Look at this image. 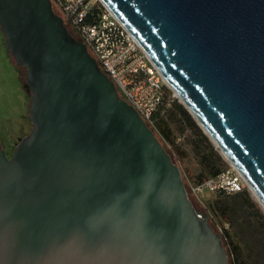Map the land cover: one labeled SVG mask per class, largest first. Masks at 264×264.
Instances as JSON below:
<instances>
[{
	"label": "water",
	"instance_id": "obj_1",
	"mask_svg": "<svg viewBox=\"0 0 264 264\" xmlns=\"http://www.w3.org/2000/svg\"><path fill=\"white\" fill-rule=\"evenodd\" d=\"M264 208V0H103ZM31 130L0 139V264H229L181 166L52 0H0Z\"/></svg>",
	"mask_w": 264,
	"mask_h": 264
},
{
	"label": "rangeland",
	"instance_id": "obj_2",
	"mask_svg": "<svg viewBox=\"0 0 264 264\" xmlns=\"http://www.w3.org/2000/svg\"><path fill=\"white\" fill-rule=\"evenodd\" d=\"M55 6L57 11L62 16H65L62 9L56 4ZM25 83L26 69L23 67L18 68L16 65L5 42L4 34L0 29V139L9 156L13 154L20 138L25 136L32 128V122L28 116L31 94L28 92ZM170 94L172 98L183 103L173 90H171ZM159 111L171 127L175 136V143L186 152V156L180 161L178 160V163L182 168L185 185L195 206L200 207L204 211L207 210L214 219L212 225L219 233H221L223 226L228 229L231 239L238 246L239 259H236L238 264L239 261L241 264H264V230L258 226L246 206L242 207L233 204L235 201H240V198H233V192L220 194L207 188L205 189L204 197L201 199L192 189L201 174L210 176L208 169L202 164L199 157L198 144H204L200 136L183 121L181 115L174 109L173 102H166ZM210 140L222 154L227 167L231 166V161L211 138ZM166 145L171 148L168 143ZM245 186L249 188L252 196L257 199L246 181ZM219 204L234 205L233 222L231 224L224 221V217L218 207ZM223 240L227 249H230L229 264H235L231 247L227 239L223 238Z\"/></svg>",
	"mask_w": 264,
	"mask_h": 264
},
{
	"label": "built area",
	"instance_id": "obj_3",
	"mask_svg": "<svg viewBox=\"0 0 264 264\" xmlns=\"http://www.w3.org/2000/svg\"><path fill=\"white\" fill-rule=\"evenodd\" d=\"M52 2L62 9L66 16L63 17L82 37L101 68L115 82L119 93L134 105L155 133L158 132L155 114L163 105L168 90L173 89L134 34L103 0ZM245 181L232 164L218 175L195 183L192 189L202 199L207 188L212 192H236L245 187Z\"/></svg>",
	"mask_w": 264,
	"mask_h": 264
},
{
	"label": "trees",
	"instance_id": "obj_4",
	"mask_svg": "<svg viewBox=\"0 0 264 264\" xmlns=\"http://www.w3.org/2000/svg\"><path fill=\"white\" fill-rule=\"evenodd\" d=\"M66 24L68 25L69 30L76 37L82 39V37L79 35V33L75 30V28L72 26V24L69 21H67ZM19 67L21 68V66H18V68ZM170 92H171V89L168 90L167 96L164 100L163 105L166 102H170V101L173 102L174 109L181 115L183 121H185V123L189 125L191 129L200 136L202 143H204V144H200V143L198 144V147H199L198 153H199L200 160L202 164L208 169L210 176L218 175L225 168H227V164L225 160L223 159L222 154H220V152L215 148L209 136L204 132L203 128L199 125V123L197 122L195 117L192 115V113L188 110V108H186V106L183 103L177 101L175 98H172ZM155 121H156L157 129H158V132H156L157 136L159 137L161 142L164 144V146L167 148V150L171 153L174 160L178 163V160L180 161V159H183L186 156V152L183 151L180 148V146L175 143L174 133L171 127L169 126L168 122L161 116L160 111H157V113L155 114ZM166 143H168L171 146V148H168ZM210 176H208L207 174L206 175L201 174L199 176L197 183L204 181ZM218 193L225 194L227 193V191L220 190L218 191ZM233 193H234L232 195L233 198L235 199L240 198V201H235V203L233 204L237 206L240 205L242 207L246 206L250 210L252 216L255 218L258 226L262 230H264V208L262 207L260 202L252 196L249 188L245 186L243 189L233 192ZM233 204H229V205L219 204L218 205L224 217V221L229 224L233 222L232 213H233V210L235 209ZM205 212H207V210ZM209 216H210L211 223L212 221L214 223L213 217H211L210 214ZM222 235H223V238L227 239L228 244L231 247V253H233V259L235 260V264H238L236 262V259H239L238 246L237 244L233 242V240L230 237L228 229L224 226L222 227L221 236ZM227 251L229 254L230 249H227ZM239 264H241L240 261H239Z\"/></svg>",
	"mask_w": 264,
	"mask_h": 264
},
{
	"label": "flooded vegetation",
	"instance_id": "obj_5",
	"mask_svg": "<svg viewBox=\"0 0 264 264\" xmlns=\"http://www.w3.org/2000/svg\"><path fill=\"white\" fill-rule=\"evenodd\" d=\"M53 3V2H52ZM54 9L57 11L55 4L53 3ZM58 12V11H57ZM59 13V12H58ZM60 14V13H59ZM65 19V18H64ZM65 22L67 23V20L65 19Z\"/></svg>",
	"mask_w": 264,
	"mask_h": 264
}]
</instances>
